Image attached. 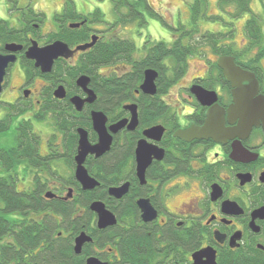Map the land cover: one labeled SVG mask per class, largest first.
Wrapping results in <instances>:
<instances>
[{"label": "flooded vegetation", "instance_id": "1", "mask_svg": "<svg viewBox=\"0 0 264 264\" xmlns=\"http://www.w3.org/2000/svg\"><path fill=\"white\" fill-rule=\"evenodd\" d=\"M111 1L114 2L116 16L109 21L100 9L79 12L74 0H59L58 7L62 10L53 15L54 25L44 23L46 13L36 9V6L40 7L42 0H0L11 14L15 13L11 19L0 18V55L15 56V60L7 65L1 84L0 123L10 120L13 122L12 127L15 125L13 129L26 124L27 132L36 142L38 158L34 166L21 164L17 169V178L14 176L12 164L9 171L0 167V187L13 191L15 185L19 193L34 192L36 193L33 195L34 198L40 197L51 204L52 201H56L57 205L59 203L70 205L75 212L73 215H76L78 207L88 214L90 222L87 230H82L74 236L71 228L73 226L67 225L62 216L56 217V224L60 229L52 235L53 241L68 240L73 255L80 257V261L85 264L90 258H96L105 264H264V36H261V43L255 45L252 40L246 39L249 45L251 44L250 58H246V54L239 58L236 51L222 53L223 46H231L234 42L220 40L217 53L214 52L215 59H208L202 73L193 76L179 92L180 96L182 95L178 99L182 105V112L175 109L174 104L171 103L172 98L168 96L170 89L178 81L166 94L161 95V100L171 106L177 114L179 121V126L175 129L177 131L193 124L204 125L206 121L210 106L202 105L191 88L199 85L215 91L225 127L231 129L234 134L233 138H228L225 142H217L213 139L183 141L193 150L189 164L194 169L191 174L179 172L173 161L166 160L169 150L163 146L164 134L158 144L165 149V156L162 160H153L145 172L144 183L137 172V144L134 158L123 165L119 181L96 177L89 170L90 164L97 166L103 164L99 161L107 153L100 158L90 154L85 161L86 169L98 180L99 186L93 190H84L77 180L76 156L80 138L78 130L85 129L92 144L98 142V134L93 129L92 123V112L95 110L93 105L98 100V94L96 93L97 98L94 103L85 102L83 107L78 109L73 99L79 96L85 100L88 95L78 86L77 80L81 76H88L89 88L93 89L92 77L86 73L76 77L74 84L77 88L71 92L67 84L68 78L66 79L62 71L74 67L83 68L82 61L85 57H90L92 51L100 47H109L112 42L118 41L114 46L117 48L116 55H119V60L112 64L101 65L98 73L105 76L126 73L131 71L134 65L125 63V40L134 44L135 50L131 58L137 61L145 58L157 42L165 41L162 39L153 41L150 34L141 37L143 33L141 28L148 23L146 13L152 9L148 0ZM125 3L129 7H126ZM133 5H135L133 10L136 18L126 19V15L131 12L130 6ZM178 35L172 33L171 42H166L172 44ZM228 36L230 38L233 35ZM56 41L66 43L74 54L70 58H58L52 71L44 73L41 68L35 66L34 61L27 58L26 53L34 42L39 47H44ZM93 42L94 44L85 50L78 49ZM11 44L22 47L14 52L8 47ZM193 55L195 54L188 55L187 58ZM222 56L234 57L239 66L255 73L259 81L258 89L255 96L247 100L254 102V106L244 107L246 109L243 108L242 111L235 110L234 114L229 112L234 106V87L218 64ZM251 61H254L255 66L250 65ZM57 64L63 68H57ZM17 73L23 79L15 84L13 77ZM38 78L45 80L47 85L38 83ZM140 85L135 91V96L137 98L142 94L149 96L140 90ZM59 86L65 89L64 98L55 96ZM244 86L251 88L254 85L245 82ZM131 103L139 106L140 102L133 101L126 104ZM69 104L74 110L70 111ZM252 111H261V113L250 116L246 114ZM88 112L91 124L89 129L77 127L78 121ZM62 115L70 122L69 125L64 126V129L57 126L58 119ZM129 117L130 112L125 118ZM116 122H108V126ZM43 124H45L44 128L41 127ZM139 126L140 118L137 129ZM67 127L71 132L76 130V134L69 137ZM165 128L167 131L166 126ZM137 129L128 131L125 128L117 135L122 137L125 132L135 133ZM45 132L47 135L44 134ZM91 133L97 135L95 141H91ZM74 136L76 139L73 138ZM70 139L73 145H70ZM42 144L45 145L44 148ZM68 160H71V163ZM62 163H65L71 171L67 176L61 174L59 166ZM106 181L107 187L101 188ZM115 181L118 183L114 184ZM74 183H78L84 192L101 189L106 192L105 197L94 198L88 207H81L84 203L79 205L77 198L85 200V196L80 191H76ZM125 183H129V191L122 198L118 199L109 194L111 187H119ZM48 193H51V196H48ZM140 200L149 201L155 212L152 220H144V213L139 205ZM96 201L103 202L116 216L115 225L99 227L98 215L91 209V205ZM110 205L114 206L116 211L112 210ZM28 230L22 228L23 232ZM82 232H85L91 240L83 245L80 253H77L76 238ZM44 247L43 242L41 246L28 253L37 255ZM13 262L14 260L11 264H15ZM47 263L48 261L41 262L38 258L31 262L25 261L24 264Z\"/></svg>", "mask_w": 264, "mask_h": 264}, {"label": "trees", "instance_id": "2", "mask_svg": "<svg viewBox=\"0 0 264 264\" xmlns=\"http://www.w3.org/2000/svg\"><path fill=\"white\" fill-rule=\"evenodd\" d=\"M260 2L264 8L263 0H260ZM217 3L220 13L210 14L208 13V0H193L191 4L190 28L187 29L186 25L180 24L178 29H174V33L179 35L172 44L166 41L157 42L142 60L137 61L131 58L135 47L133 43L125 40V63L134 65L129 72L114 73L110 76L98 73L101 65L112 64L119 60V55H116L117 48L114 46L118 41L112 42L109 47H100L92 51L90 57H85V60L82 61L83 68L74 67L62 71L66 79L68 78L67 84H69L71 92L77 88L74 84L76 77L82 73L92 77L91 86L98 94V100L93 105V109L103 111L108 116L110 123L119 121L129 115V112L124 109L126 103L140 102L138 106L139 128L135 133L125 132L122 137L120 135L115 136L110 152L99 161L104 165L90 164L89 170L96 177L119 181L122 176L123 165L131 162L134 158L135 146L137 140L142 137V132L146 128L157 124H163L167 127L163 138V146L169 150L166 160L173 161L176 169L181 173L191 174L193 172L194 169L189 166L190 158L193 157V150L189 144L173 137L175 129L179 126L178 117L171 106L161 100V95L166 94L171 86L186 73L188 55L197 54L203 46H210L217 53L219 41L226 37L224 31L214 32L206 30L202 32L200 26L202 20H223L222 13L228 14L229 17L234 19L249 15L244 26L246 37L252 40L255 45L261 43V36H264L263 26L252 9L253 0H217ZM125 5L129 7L126 3ZM134 6H130L131 12L126 15V19L136 18L134 16ZM249 49H251V44ZM230 51H236L239 58L244 56L240 49L237 50L232 46L222 47V53H229ZM254 61L250 62L251 66H255ZM56 67L59 69L63 68L58 64ZM147 68H154L159 72L157 81L158 93L154 97L142 94L137 98L135 91L139 89ZM69 106L70 111L74 110L71 104ZM88 115H90L89 112L78 121L77 127L89 129L91 124ZM68 120L62 115L58 119L57 126L60 129H64L65 125L70 124ZM12 123L10 120L0 123V135L8 132L12 128ZM25 125L14 129L13 136L15 141L12 146H2L0 142V167L5 171H9V167L12 164L15 178L18 176L17 169L20 168L21 164L25 163L26 165L34 166L38 162L36 142L31 134L27 132ZM67 128L66 131L69 137L72 134H76V130L71 132V129ZM75 136L77 138V135ZM72 139L69 141L70 145H73ZM90 139L95 141L97 135L91 133ZM9 155L12 157L10 158ZM68 162L71 163V160H68ZM118 181H115L114 184H117ZM74 185L77 189L76 191H80L85 196V200L80 197L77 198L79 205L84 203L81 207H88V204L94 198L105 197L106 192L101 189H99L100 191L97 190L99 192H84L78 183H74ZM107 185L108 182L106 181L101 188H106ZM33 195H36V193H29V191L24 193L17 192L15 185L13 186V191L0 187V264H11L12 260H14L13 263L15 264H24L25 261L31 262L38 258L41 262L42 260L48 261L47 264H85L80 261V257L73 255L68 240L53 241L52 235H55L60 229L56 224V217L62 216L67 225L71 224L73 226L69 225L73 229L74 236L82 230H87L90 216L82 212L80 207H78L76 215H73L75 212L70 205L60 203L57 205L55 204L58 203L56 201H52L53 204H51L40 197L34 198ZM110 208L115 210L112 205H110ZM22 228H28L29 230L23 232ZM43 242L45 243L43 251L37 253V255L28 253L41 246Z\"/></svg>", "mask_w": 264, "mask_h": 264}, {"label": "water", "instance_id": "3", "mask_svg": "<svg viewBox=\"0 0 264 264\" xmlns=\"http://www.w3.org/2000/svg\"><path fill=\"white\" fill-rule=\"evenodd\" d=\"M141 1V0H138ZM94 44H87L80 46L78 49L85 50ZM12 51L16 52L21 49L22 46L17 44H11L8 46ZM74 54V51L70 50L68 45L62 41H56L48 46L39 47L36 42L29 48L26 55L29 60L35 62V66L41 68L44 73H50L54 67L55 61L60 58H70ZM15 56H2L0 55V93L2 91V81L5 75V69L9 62L14 61ZM219 66L223 69L224 75L228 81L232 83L234 87V106H232L230 113L234 114L237 111H242L244 107L254 106V102H248L255 96L258 89V79L254 72L243 69L236 62L232 56H222L218 61ZM159 78L158 70L154 68H148L144 72V80L140 85V90L149 96H154L158 93L157 80ZM245 82H251L254 86L251 88L245 87ZM78 86H80L88 97L83 100L81 97L76 96L73 102L78 109L83 107L85 102L94 103L97 95L93 89L89 88L90 78L88 76H81L77 80ZM195 94L197 100L204 106H210L207 111V117L204 125H191L184 129H178L173 133L175 138H178L185 142H192L193 140L213 139L217 142H225L228 138H233L234 134L231 129L225 127V121L221 109L218 108L217 101L218 95L213 90H207L202 86H193L191 88ZM55 96L58 98H64L66 96L63 86H59L55 91ZM124 109L130 112L129 118H124L116 123L108 126V116L100 110H94L92 112L93 129L98 134V142L92 144L88 138V132L80 128L78 130L79 147L78 155L76 156L77 168L76 178L83 186L84 190H93L99 186V182L96 178L92 177L85 167V161L91 154L97 158L102 157L108 153L113 145L114 136L117 135L123 129L128 131H135L139 125V112L138 105L136 103L125 104ZM246 109V108H244ZM261 111H252L248 116L256 115ZM263 114V113H262ZM254 120V119H253ZM252 121V120H251ZM255 122V120H254ZM250 123V121H249ZM256 123V122H255ZM250 128V127H249ZM166 132L165 126L162 124L154 125L143 131V138L137 143L136 148V161L138 177L142 183L145 182V172L154 159L162 160L165 156V149L159 146V142L162 140ZM155 142V143H154ZM240 149V148H239ZM237 151V148H236ZM129 191V183H125L119 187H111L109 194L118 199L122 198ZM216 191V190H215ZM51 196V193H48ZM139 205L143 210V218L145 221L152 220L155 216V212L151 207L148 200H140ZM91 209L98 215V225L100 228L112 226L117 223L116 216L106 208L105 204L100 201H96L91 205ZM90 237L82 232L76 238L75 251L80 253L83 245L90 241ZM87 264H105L96 258H90Z\"/></svg>", "mask_w": 264, "mask_h": 264}, {"label": "rangeland", "instance_id": "4", "mask_svg": "<svg viewBox=\"0 0 264 264\" xmlns=\"http://www.w3.org/2000/svg\"><path fill=\"white\" fill-rule=\"evenodd\" d=\"M76 3L77 10L79 12H91L96 9H100L104 14L107 20H113L116 16L114 12V2L111 0H74ZM149 4L152 7L150 12L146 13V18L148 23L142 27V36L151 35L153 41L157 40H165L167 42H171V35L174 33L175 27H178L180 24L186 25L187 29L190 28L191 24V4L193 0H148ZM264 2V0H263ZM208 13L210 14H219L220 10L218 8L217 0H208ZM59 0H42L39 6L36 9L41 10L46 13L45 22L51 23L55 25L53 15L55 12L62 10V8L58 7ZM40 8V9H39ZM252 9L257 16V19L261 23L264 28V8L260 0H253ZM127 11V8H126ZM15 13L11 14L6 6L0 3V18H12ZM223 20H202L200 22V26L202 28V32L206 30L220 32L224 31L226 33V37L223 39L225 42H236L231 44V46L235 49L242 50L241 53L246 54V58H250L252 49H249V42L245 35V21L249 18V15H245L242 18L234 19L229 17L228 14L222 13ZM15 18V17H14ZM233 23V24H231ZM232 26H231V25ZM51 26V25H49ZM232 33L230 34V32ZM126 34L127 31H125ZM130 37L133 36L128 34ZM228 35H233L229 38ZM140 38V37H139ZM230 40V41H227ZM232 40V41H231ZM245 49V50H244ZM208 59H215L214 50L210 46H203L200 48V51L189 57L187 59V70L186 73L178 80V83L175 84L169 91L168 96L172 98L171 103L174 104L175 109H179L182 112V105L178 102V99L181 98L180 91L183 90V87L188 84L193 76L200 75L203 71V66L207 64ZM21 70V66H18ZM14 83L18 84L22 81L23 77L18 73L14 75ZM38 83L42 85H47V82L43 79H37ZM183 123V120L181 119ZM15 126V125H14ZM13 126V127H14ZM13 127L6 132L4 135H0V142L2 146L10 147L14 144L15 138L13 136L14 129ZM45 127V124L41 126ZM44 134L47 135L45 132ZM45 138V137H44ZM44 148L45 145L42 144ZM61 174L67 176L70 174V169L67 167L65 163H62L60 166Z\"/></svg>", "mask_w": 264, "mask_h": 264}]
</instances>
